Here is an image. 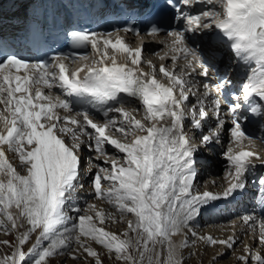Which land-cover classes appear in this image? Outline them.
Listing matches in <instances>:
<instances>
[{"label":"snow or ice","instance_id":"snow-or-ice-1","mask_svg":"<svg viewBox=\"0 0 264 264\" xmlns=\"http://www.w3.org/2000/svg\"><path fill=\"white\" fill-rule=\"evenodd\" d=\"M200 3L219 5L222 12L208 9L192 13L182 7ZM166 4L174 11L173 24L182 26L165 29L149 21L144 34L158 37L164 33L168 37L163 42L167 51L160 59L170 55L171 69L161 64L157 71L156 65L145 61L151 69L145 71L141 65L143 46L129 48L118 32L66 31L73 49L91 45L93 52L103 51L105 57L109 47L126 53L124 63L109 57V64L101 57L75 69L73 64L90 57L60 52L33 62L9 51L0 39V94L6 93L0 96V104L9 112V116L0 114V146L7 145V151L18 157L19 167L26 173L17 172L7 163L5 149L0 147V171L8 177L6 183L0 180V204H4V215L13 229L18 225L6 211L13 203L19 209V226H30L17 237L12 255L0 260V264H24L26 256H35L33 264H51L49 258L71 251L73 242L101 264L97 253L82 238L102 245L109 253L114 251L122 264H145L146 256L147 264H183L181 250L188 246L187 232L209 245L220 243L233 248V237L220 241L211 236L198 237L191 222L206 204L243 191L246 174L257 167V162L264 167V155L252 147L255 138L245 131L249 119L260 121L264 130V0H166ZM213 29L244 67L243 82L227 96L223 93L232 81L227 76H217L218 69L194 46L198 37ZM118 31L141 35L135 27ZM178 60L183 62L179 71L175 67ZM158 72L167 83L157 78ZM214 77L215 85L211 83ZM30 87H35L34 94ZM213 87L218 95L212 94ZM43 89L48 90L47 94ZM53 89H59L60 94ZM17 93L25 95L17 98ZM190 96L195 97L194 103H188ZM134 101L143 108V122L133 115L139 109L127 107ZM113 114L123 120L118 122ZM186 120H190L191 129L200 133L198 141L189 135ZM222 134L229 137L222 154L226 160V187L222 194L201 192L197 154L201 146H223ZM104 145L124 156H110ZM85 149L95 156L84 158L87 167L82 168ZM93 159L103 160L110 167L95 164ZM92 169H97L94 174ZM89 175L93 189L89 195L108 203L115 200L121 216L134 214L136 221L133 224L129 220V227L136 233L135 241L120 240L91 225L92 216L87 213L95 210L94 205L81 208L77 203L84 199L77 193L85 189L82 181ZM102 181L110 182L103 190ZM259 184L264 196V176ZM96 215L100 216V212ZM241 219L252 232L256 231L254 216L243 215ZM33 233H37L35 243L25 252L24 245ZM175 236H183V242L178 245ZM258 238L264 245V218L259 222ZM245 252L254 264H264L259 252L248 247ZM239 260L247 264L248 257L241 255Z\"/></svg>","mask_w":264,"mask_h":264},{"label":"rangeland","instance_id":"rangeland-1","mask_svg":"<svg viewBox=\"0 0 264 264\" xmlns=\"http://www.w3.org/2000/svg\"><path fill=\"white\" fill-rule=\"evenodd\" d=\"M260 137H264L263 132L261 133ZM258 141L254 140L252 147L257 152L261 153V155H263L264 154V146L262 144H259ZM125 142H127V141H125ZM106 152H108V151H106ZM108 153H110V152H108ZM222 154L219 155V158L223 157ZM111 155H116V154L115 153L113 154V152H112ZM121 157H123V156H121ZM84 158L85 157H82V161H83L82 168L87 167V160ZM219 158H217V159H219ZM84 161H85V163H84ZM210 162H212V161H210ZM213 162H214L213 164H215V165L212 166V170L214 171L215 176L209 178V177H206V173H205V175H203V178L199 182V184H200L199 187H201L202 190L205 189V191L211 190V192L214 194V193H217L218 191H220V189H222V187H221L222 185L219 183V181H221V180H219V179L221 176L224 177L226 167H224V165H222L223 162H220V164L216 163L217 162L216 160H213ZM96 164H98L100 166H105L103 163L102 164L98 163V161ZM109 167H110V165H109ZM16 170H17V172H20L21 174H26L25 172H22L20 168L16 169ZM95 171H96V169H92L91 172L94 174ZM87 182L89 184L86 188H90V190H91L92 188L90 187V180L86 181L85 183H87ZM109 183L110 182L102 181L101 182L102 190ZM216 183H218V184H216ZM252 184H253V182H252ZM250 186L251 185H249L248 187H250ZM248 193L251 196L252 191H250ZM77 195L83 196V195H81L80 192H78ZM83 197H86V196H83ZM82 201H83V199L80 200V202H79V203H81V208L86 207L87 204L94 205L95 210L89 211L87 213L88 215L92 216L91 225L95 226L97 229H101L103 231H106V232H108L110 234H114V235L117 232L124 231V232H122V236L119 237L120 240L130 239L132 241H135L136 233L133 232V235L130 234L132 232V230L129 227V220H131L133 222V224L136 221V217L134 216V214L125 213L124 216H121L119 214L117 207H116V201L115 200H113L112 203H108L103 198H97L96 199V197L93 196V197L87 198L85 201H83V203H82ZM4 210H5L4 206L2 204H0V260H3L5 257H10L12 255L13 251H15L14 246L17 243V237L20 236L22 232L26 231L27 227H30L29 225L25 224L23 227L18 226L17 228L13 229L12 228V222L7 220L6 216L4 215ZM6 211L8 212V209H6ZM97 211L100 212V216L96 215ZM69 214L76 216V214H74L72 212H70ZM80 214L83 215L84 213H80ZM19 225H20V220H19ZM196 228H194L193 230L197 232L198 237H201L203 234L202 232H204V233H207L208 236H211L212 238L216 239L217 241H219L221 239L220 236L222 235V233L219 231V229H213L209 225L201 226V228L198 227L199 228L198 230ZM58 230H62V229H58ZM38 231L39 230H37V232ZM125 233H127L128 235L125 236L124 235ZM36 234L37 233H34V236H33L34 238L31 236L30 239L24 245L23 250L25 252H27V249L30 248L31 245L35 243ZM189 235H191V232H187V236H189ZM82 240L85 244H87L89 247H91L97 253V256L99 257L101 264H122V261H119L116 259V254L114 251L109 253V251L107 249H104L102 245H99V244L95 243L94 241H91L90 239L82 238ZM47 244H48V242L45 241L44 245L47 246ZM224 246L222 245V248ZM217 248H219V243L216 245H209V244L205 243L204 240H200L198 238L193 237L191 242L188 243V246L181 250L182 256H183V264H240L239 258L238 259L234 258L230 254L227 255L225 258H223V259L220 258L221 260L219 259L218 261H216V259H215L216 254L218 255L220 253ZM157 249L159 250V245H157ZM240 249L242 250V252L245 253V250L243 249L241 243L235 244L233 246V249L231 250V254L240 253V252H238ZM130 250H133L132 252H133V254H135L134 248H132ZM255 250H257L259 252V254L261 252V256H264V246L260 247L259 249L257 248ZM165 255H166V253H165ZM104 258L106 259V261L104 260ZM34 259H35V256H26L24 264H33ZM49 259L51 260V264H96L97 257L88 256L83 248H80L79 246H77L75 244V242H73V244L71 245V251L65 252L63 255H57L55 257H51ZM145 264H147V256L145 257Z\"/></svg>","mask_w":264,"mask_h":264},{"label":"bare ground","instance_id":"bare-ground-1","mask_svg":"<svg viewBox=\"0 0 264 264\" xmlns=\"http://www.w3.org/2000/svg\"><path fill=\"white\" fill-rule=\"evenodd\" d=\"M220 12H222V11H220ZM125 44H129V42H125ZM217 46L218 47H211L210 49H208V52H207V57H209L210 55H209V53H214V56H215V52L219 55V57L215 60V62H214V64H212L215 68H217V66L218 65H220V64H222V62H223V59H226V57H230V55L233 57V62L231 63V64H228L227 66H226V68L228 69V70H230V71H232V70H243L244 69V67H242L240 64H238L237 62H236V60H235V58H234V56H233V54H232V52H230L229 51V48H228V46H225L224 44H222L221 42L220 43H218L217 44ZM117 51H119V50H117ZM119 52H121V51H119ZM123 54V52H121V55ZM234 61H235V63H234ZM233 63H234V65H233ZM233 65V67H231ZM220 74H222V73H220ZM199 78V77H198ZM200 79V78H199ZM139 115L140 114H142L143 115V112L141 111V110H139L138 112H137ZM252 120L253 119H249V121L245 124V131L250 135V136H252V137H254L255 139L254 140H256V139H259V140H262V141H264V138H258L257 137V133L258 132H260V131H262V129H261V127H260V125H258V127H255V125L256 124H253V122H252ZM260 124V123H259ZM224 139H226V137L222 134V140H224ZM260 142V141H259ZM223 145V144H222ZM262 145H264V143H262ZM4 146H7V145H4ZM3 146V148H5ZM257 146V145H256ZM261 146V145H260ZM104 148H105V150L106 151H108V152H110L109 154L111 155V153L113 152V154L114 153H116V152H118V150H116V149H114V150H112V148L110 147V145H104ZM219 149V151H221L222 149H223V146H221L220 145V147L218 148ZM225 150V149H224ZM117 155H121V156H124V154L123 153H117ZM220 155H221V152H220ZM264 155V154H263ZM217 158H219V157H217ZM217 158H214V159H210L209 161H208V166L206 167V166H204L203 167V169H202V171L201 172H198V176H197V183H198V187H199V182L201 181V179L203 178V175H205V173H206V177H213V176H215V174H214V171L212 170V166L213 165H215V164H213L214 162H213V160H216L217 162L216 163H219L220 164V162H223V164L222 165H224V167H226V160L222 157H220L219 159H217ZM4 159L7 161V163H9V164H11L14 168H16V169H19L20 167H19V159H18V157L17 156H15V154H13V153H11V152H8L7 151V149H5V157H4ZM210 161H212V162H210ZM225 161V162H224ZM98 163H100V164H102L103 163V160H100V161H98ZM104 164V163H103ZM257 164H258V166L254 169V170H252V173H253V175L257 178V176L259 177L261 174L263 175L264 174V167H261V166H259V162H257ZM92 171V170H91ZM7 179H8V177H7V175H5V173H0V180H2V181H4L5 183H6V181H7ZM223 177L221 176L220 177V179L219 180H221V181H219V183L222 185L221 187H222V189H221V193L220 194H222V190L226 187V184H227V182L223 179ZM89 180H91V176L89 175V176H86L85 177V179L82 181V183H84L85 184V189L84 190H82L80 193H81V195H83V196H90L89 195V193H92L93 192V190L91 189L90 190V188H86L87 186H88V182L87 183H85L86 181H89ZM245 180H246V186L245 187H247V185L249 186V185H253L252 184V182L250 181V175H249V173L248 174H246V177H245ZM108 182V181H107ZM212 182V181H211ZM215 183V182H214ZM213 184V183H212ZM216 184H218V183H216ZM250 187H252V186H250ZM245 189V188H244ZM199 190L201 191V192H203V191H205V189H203L202 190V188L201 187H199ZM210 192H211V190H209ZM5 194H7V191H6V189H5ZM241 194H242V191H239V193H237L236 195H235V193L231 196V197H229L227 200L229 201V203H230V205L235 201L234 200V198L236 199V197L237 196H241ZM250 197V194L249 193H246L245 195H244V200L245 199H247V198H249ZM97 199V198H96ZM241 201V200H240ZM242 204V207L240 206V204L239 205H237V203L236 202H234L233 204H232V207L233 208H235V210H239L238 212V214L239 215H242V214H244L245 215V213L247 212H245V211H243V209H244V207H247V205L246 204H244V201L241 203ZM229 205V206H230ZM260 205H262V197L261 198H259L258 199V206L257 207H255L253 204H251V206L252 207H255L254 208V210H253V213L255 214L254 215V217L256 218V220H257V218H260V219H262V218H264V211H262L261 210V208H260ZM3 206H4V204H3ZM85 206V205H84ZM217 207H219V204H218V202L216 201L215 203H214V201L213 202H211V203H208V204H206L204 207H202L201 208V210H200V212L201 211H203L204 209H206L208 212H210L211 211V213L213 212H217V210H218V208ZM238 209H237V208ZM242 208V209H241ZM8 209V213L10 214V215H12V216H14L15 217V220H16V223L18 224L19 223V220H20V218H19V209H17L16 208V206H15V204L13 203L10 207H8L7 208ZM227 209H230V208H226L225 210H224V212H222L221 213V215L219 216V217H215L214 215H212V214H210V215H207V217L206 216H203V217H201L200 216V214L191 222V225H192V228L194 229V228H196L197 230L199 229L198 227H200L201 228V226H207V225H210L213 229H219V231L222 233V235L220 236L221 237V239L220 240H227L228 239V237H233L234 239H235V244H237V243H241V238H240V236H239V234L238 233H235V231H232L231 229H230V227H229V224H228V222H227V220H228V218H231V217H229V215L228 214H226L227 213ZM233 210V209H232ZM116 211V210H115ZM72 213H74V212H72ZM202 215V214H201ZM202 218V219H201ZM18 220V221H17ZM105 222V221H104ZM108 223V222H107ZM251 223V222H250ZM222 224V225H221ZM19 226V225H18ZM28 228V227H27ZM235 228H247L246 230H250L249 229V226L248 225H245L244 223H242V222H240V224L238 225V226H236ZM122 232H124V231H122ZM122 232H117L115 235L119 238V237H121L122 236ZM130 233V232H129ZM203 234H202V236L201 237H208V234L207 233H204V232H202ZM130 234H132L133 235V232H131ZM34 236V233L32 234V237ZM245 237V236H244ZM34 238V237H33ZM187 238H188V243H190L191 242V240L193 239V236H192V234L191 235H189V236H187ZM173 239H174V241L179 245V244H181L182 242H183V236H175V237H173ZM200 240H202V239H200ZM219 240V241H220ZM198 241V240H197ZM44 244H45V242H44ZM218 244V243H217ZM234 244V245H235ZM242 245H243V243H241ZM216 245V244H215ZM222 245L224 246V244H220L219 243V248H217L218 250H219V254L217 255L216 254V257H215V259H216V261H218L220 258L221 259H223V258H225L227 255H232L234 258H239L241 255H245V256H247L246 254H247V252H242V248L238 251V252H240V253H237V254H231V250L233 249V248H231V249H229L226 245L222 248ZM233 245V246H234ZM262 246H264V245H262ZM131 251H133V250H131ZM135 251V250H134ZM244 251V250H243ZM254 251L255 252H258L257 250H255V248H254ZM260 255H261V252H260ZM188 256V255H187ZM248 261H247V264H254V261H252V259H251V255L249 254L248 256ZM262 257H264V256H262ZM220 259V260H221ZM104 260L106 261V259L104 258ZM240 264H244V262L243 261H240Z\"/></svg>","mask_w":264,"mask_h":264}]
</instances>
